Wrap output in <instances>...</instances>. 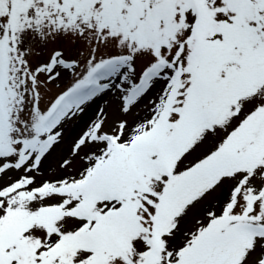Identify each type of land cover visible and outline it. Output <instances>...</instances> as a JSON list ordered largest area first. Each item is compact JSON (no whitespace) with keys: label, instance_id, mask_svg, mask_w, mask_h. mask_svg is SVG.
<instances>
[{"label":"snow or ice","instance_id":"snow-or-ice-1","mask_svg":"<svg viewBox=\"0 0 264 264\" xmlns=\"http://www.w3.org/2000/svg\"><path fill=\"white\" fill-rule=\"evenodd\" d=\"M0 264H264V0H0Z\"/></svg>","mask_w":264,"mask_h":264}]
</instances>
